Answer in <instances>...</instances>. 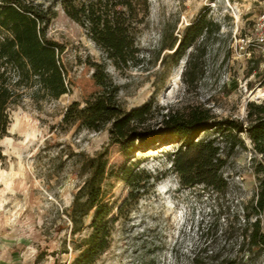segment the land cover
I'll return each instance as SVG.
<instances>
[{
  "label": "rangeland",
  "instance_id": "rangeland-1",
  "mask_svg": "<svg viewBox=\"0 0 264 264\" xmlns=\"http://www.w3.org/2000/svg\"><path fill=\"white\" fill-rule=\"evenodd\" d=\"M149 24L139 37L142 62L108 69L121 84L120 98L126 107L154 100L159 121L167 108L187 111L193 106L211 109L219 116L248 121V102H264V67L253 46L246 48L242 37L253 35V26L264 0H150ZM220 23V30L206 42L202 60L204 72L188 87L184 70L193 46L176 65L161 62L166 48L156 58L162 31L181 35L185 26L202 11ZM48 35L65 45L62 59L70 90L58 98L35 99L33 87L23 89L18 103L9 107V134L0 139V264H55L77 251L71 239L72 222L68 212L86 178L81 172V154L97 153L109 146L110 160L122 162L124 153L109 144L108 129L92 130L74 125L64 128L62 117L74 99L84 100L100 89L93 78V60L105 55L86 30L63 10L49 25ZM251 50V53L249 51ZM260 93L261 95H257ZM247 147H239L224 167L228 187L217 191L198 184L181 187L177 175L168 173L142 194L115 223L110 247L96 264H174L175 249L185 252L198 239L197 225L211 224L219 236L228 220L238 221L242 205L258 188L254 171L257 159L246 133ZM166 144L136 152L141 167L155 172L170 166ZM108 196L121 204L130 186L112 178ZM117 211V208L115 209ZM91 213L86 217V224ZM235 223V222H234ZM238 224V222L236 223ZM89 226L76 234L85 236ZM68 251H63L64 245ZM43 252L41 259L39 254ZM264 264V254L258 258Z\"/></svg>",
  "mask_w": 264,
  "mask_h": 264
},
{
  "label": "trees",
  "instance_id": "trees-1",
  "mask_svg": "<svg viewBox=\"0 0 264 264\" xmlns=\"http://www.w3.org/2000/svg\"><path fill=\"white\" fill-rule=\"evenodd\" d=\"M63 10L78 22L103 50L104 60L91 62L93 78L100 89L84 100L74 99L66 107L61 125L92 130L108 129L109 144H117L125 155L122 162L110 160L109 146L93 155L81 154V172L86 173L68 212L72 222V247L77 252L55 264H96L110 247L115 223L125 210L137 202L148 185L168 173H175L181 187L203 184L223 191L229 181L224 167L239 147H247L246 133L253 143L258 178L256 193L242 205L237 222L228 220L219 236L211 224L197 225L198 239L190 249H175L174 264H259L264 254V102H248V121L219 116L211 109L193 106L187 111L167 108L159 121L152 122L159 110L153 99L126 107L120 98L121 84L108 69L142 62L139 37L149 24L150 0H0V139L9 134L12 121L9 107L18 103L23 89L33 87L32 96L58 98L70 90L67 69L62 59L65 45L48 35L49 25ZM208 11L200 12L181 35L162 31L156 58L176 65L193 46L184 70L188 87L204 72L202 60L206 42L221 26ZM175 144L167 151L170 166L155 172L141 167L136 152ZM0 145V158H4ZM112 178L129 184L121 204L108 196ZM117 208V211L115 210ZM91 219L86 224V217ZM235 222V223H234ZM89 226L85 236L76 234ZM63 251H68L65 243ZM43 252L39 254L41 259Z\"/></svg>",
  "mask_w": 264,
  "mask_h": 264
},
{
  "label": "built area",
  "instance_id": "built-area-1",
  "mask_svg": "<svg viewBox=\"0 0 264 264\" xmlns=\"http://www.w3.org/2000/svg\"><path fill=\"white\" fill-rule=\"evenodd\" d=\"M242 41L245 42V47L253 46L262 57V65L264 67V7L258 13L253 26V35L242 37ZM251 53V50L249 51Z\"/></svg>",
  "mask_w": 264,
  "mask_h": 264
},
{
  "label": "bare ground",
  "instance_id": "bare-ground-1",
  "mask_svg": "<svg viewBox=\"0 0 264 264\" xmlns=\"http://www.w3.org/2000/svg\"><path fill=\"white\" fill-rule=\"evenodd\" d=\"M258 96L261 95L260 93L257 94Z\"/></svg>",
  "mask_w": 264,
  "mask_h": 264
}]
</instances>
